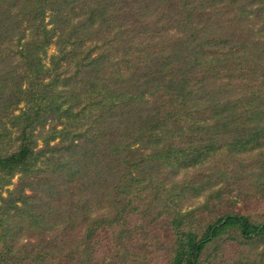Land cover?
Masks as SVG:
<instances>
[{
  "label": "trees",
  "instance_id": "16d2710c",
  "mask_svg": "<svg viewBox=\"0 0 264 264\" xmlns=\"http://www.w3.org/2000/svg\"><path fill=\"white\" fill-rule=\"evenodd\" d=\"M5 190L0 264L158 225L172 264H215L229 227L264 264V228L217 211L264 198V0H0Z\"/></svg>",
  "mask_w": 264,
  "mask_h": 264
},
{
  "label": "rangeland",
  "instance_id": "374dc122",
  "mask_svg": "<svg viewBox=\"0 0 264 264\" xmlns=\"http://www.w3.org/2000/svg\"><path fill=\"white\" fill-rule=\"evenodd\" d=\"M56 53L57 49L55 45L48 48V56L43 59L47 67L50 65L49 57ZM19 176L20 174H17L14 183L18 182ZM8 188L12 189L13 186ZM1 194L6 196L7 190L0 193V196ZM219 207L222 208V211H234L236 214L245 216L249 224L264 228V198L262 197L254 196L249 199L246 197L237 202H225L222 206L217 207V211H219ZM191 209L188 210L191 211ZM191 219H200V216L195 215V218ZM231 228L233 229V227H229L221 235L222 246L214 257L213 263L215 264H235L241 262V241L238 237L236 240H226L233 235L234 230L236 231V227L234 230ZM133 229L131 227V230ZM29 235L25 234L24 238H28ZM137 235L135 232L129 231L125 234L124 239L117 240L115 236L111 237L108 234H102L99 239L100 244L96 247L98 253H96L93 264H172L167 252V248L170 245V242H168L170 232L166 228L164 229L161 225L151 227L143 233L141 240L138 238L139 241L135 242L136 244L127 243V237H136ZM199 237H201V234H199ZM2 250L3 248L0 246V253ZM211 250L206 253L205 258L208 257ZM4 258L7 264L13 261V258L6 255L3 256Z\"/></svg>",
  "mask_w": 264,
  "mask_h": 264
}]
</instances>
